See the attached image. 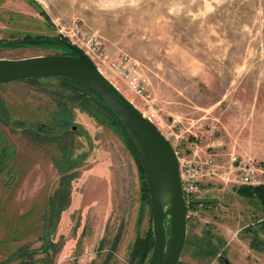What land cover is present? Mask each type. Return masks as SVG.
I'll list each match as a JSON object with an SVG mask.
<instances>
[{
  "label": "rangeland",
  "instance_id": "rangeland-1",
  "mask_svg": "<svg viewBox=\"0 0 264 264\" xmlns=\"http://www.w3.org/2000/svg\"><path fill=\"white\" fill-rule=\"evenodd\" d=\"M28 35L82 50L97 38L110 59L128 54L150 96L105 75L141 113H156L176 150L236 156L264 184V0H0V40ZM64 54L73 53L0 49L5 59ZM74 90L63 78L0 84V264H139L135 243L153 229L139 162L94 96L85 106ZM236 188L205 184L201 194L220 201L188 212L179 264H264L246 232L264 240L262 206Z\"/></svg>",
  "mask_w": 264,
  "mask_h": 264
},
{
  "label": "water",
  "instance_id": "water-1",
  "mask_svg": "<svg viewBox=\"0 0 264 264\" xmlns=\"http://www.w3.org/2000/svg\"><path fill=\"white\" fill-rule=\"evenodd\" d=\"M59 41L73 54L0 58V84L63 78L84 86L101 98L122 124L145 170L154 235L148 264H179L187 243L189 207L181 187L180 164L173 145L80 48L68 41ZM28 42L20 40L7 44L25 45ZM219 201L218 198L202 197L194 202L203 206ZM223 260L230 264L226 258Z\"/></svg>",
  "mask_w": 264,
  "mask_h": 264
},
{
  "label": "built area",
  "instance_id": "built-area-1",
  "mask_svg": "<svg viewBox=\"0 0 264 264\" xmlns=\"http://www.w3.org/2000/svg\"><path fill=\"white\" fill-rule=\"evenodd\" d=\"M81 34L79 30L75 32L77 38ZM85 45L86 49H80L103 75H105L103 69H106L124 81L126 86L137 96H150L148 95L151 86L150 79L143 72L141 64L137 60L124 53L110 59L105 52L103 43L97 38H90ZM143 116L153 123L156 113L150 111L148 116L144 114ZM173 147L179 160L181 187L188 207L193 201L206 197L201 194L203 187L205 184H213L215 181L225 182L227 180L230 184L238 187L262 185L257 182L260 170L239 160L236 156L231 155L224 160L219 154L207 153L200 146L195 145L192 156L187 157L176 150L175 146Z\"/></svg>",
  "mask_w": 264,
  "mask_h": 264
},
{
  "label": "trees",
  "instance_id": "trees-1",
  "mask_svg": "<svg viewBox=\"0 0 264 264\" xmlns=\"http://www.w3.org/2000/svg\"><path fill=\"white\" fill-rule=\"evenodd\" d=\"M41 16H44L45 19L47 21H50L49 17L46 15V13L42 10L41 12ZM56 37V36H55ZM24 40H28V44L25 45H9L7 43V41L5 40H0V49L2 47H7V48H16L19 46H28V45H34V46H38V47H65L66 46L64 44H62L59 40H65L70 42L67 38H52V37H47V36H31L28 35L25 37ZM20 41V40H19ZM10 42H17V41H10ZM68 49V48H67ZM34 81H38L39 79H33ZM65 81L70 82L72 85H74V92H76L78 95L82 96L84 102L86 103L85 106L88 105L87 102L89 101H96L98 106H101L100 108L107 111L110 116L114 119V121L122 128V130L124 131L125 135L128 138V144L130 146V148L134 151L135 156L137 158V161L139 162L140 165V169L143 173V178L144 180L142 181V197L143 200L148 203L149 205H151V201H150V195H149V189H148V183L146 180V174H145V170L143 168V165L141 163V160L139 159V156L136 152V149L131 141V139L129 138L128 134L126 133L125 129L123 128L122 124L119 122V120L117 119V117L114 115V113L108 108V106L101 100V98H99L97 95H95L94 93H92L90 90H88L87 88H85L84 86L67 80L65 79ZM84 89L85 91L82 92V90L80 89ZM90 95L94 96V100L92 98H90ZM45 125H41V128H44ZM73 168V167H72ZM237 189V193L240 196H245L247 198H251V197H256L261 206H262V210L264 213V184L259 185V186H241L236 188ZM64 191V190H63ZM61 195H63V192H61ZM199 205H197L194 201L191 203V206H189L188 211H190V209H196L198 208ZM204 207H211L214 205H203ZM262 222L258 223L257 225L259 226L260 230L264 233V218L261 219ZM248 233H250V238H251V248L252 249H256V250H263L264 249V240L260 239L258 236V231L255 230V228L253 226H249L247 228ZM153 248H154V235H153V229H150L144 237L138 238L136 243H135V247L133 249V257H132V261H136L139 260V264H148V260H150L152 252H153ZM43 250H39V252H41ZM37 252H33L35 253H39ZM181 264V263H180Z\"/></svg>",
  "mask_w": 264,
  "mask_h": 264
},
{
  "label": "crops",
  "instance_id": "crops-1",
  "mask_svg": "<svg viewBox=\"0 0 264 264\" xmlns=\"http://www.w3.org/2000/svg\"><path fill=\"white\" fill-rule=\"evenodd\" d=\"M111 80V79H110ZM118 88V87H117ZM119 89V88H118ZM121 91V89H119ZM122 94L131 102V100L125 95V93L123 91H121ZM135 106V105H134ZM136 107V106H135ZM137 108V107H136ZM4 234V232H2Z\"/></svg>",
  "mask_w": 264,
  "mask_h": 264
}]
</instances>
